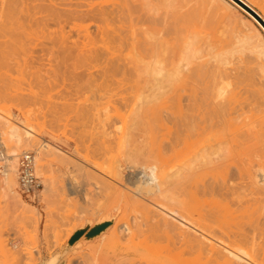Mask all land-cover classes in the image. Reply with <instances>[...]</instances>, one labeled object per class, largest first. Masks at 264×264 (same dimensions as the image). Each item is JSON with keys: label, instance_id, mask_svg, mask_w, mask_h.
<instances>
[{"label": "rangeland", "instance_id": "374dc122", "mask_svg": "<svg viewBox=\"0 0 264 264\" xmlns=\"http://www.w3.org/2000/svg\"><path fill=\"white\" fill-rule=\"evenodd\" d=\"M126 1H128L129 5L132 4L131 6L134 7V8L132 7L134 10L136 8L135 6H137L136 10H138V8H139V11H138L139 14H140V12H143V13H141V15L144 14V18H147L148 20H150L154 24V27H156V29L160 30V34L163 36V38L168 40V42H169L168 47L169 48H174L176 51L184 41L192 42L193 48L199 50L203 54H206L207 55L206 58L208 60H209V58H213L214 55H217V54H221L223 57L225 56V58L228 60L227 65H224V66L223 65L221 66L220 64L218 65V63H215V62L211 63V65H214V66L217 65V67L215 68L216 70H214L213 66L210 67V65H209V67H210L209 72L211 73V76L207 77L209 79V81L207 80V84L210 82L208 84L209 86L207 85L208 86V92L210 94H212L211 97L214 98V97H217L216 94H217V91L219 89L222 88V90H224V93L220 97H218V99L217 98L213 99V98L209 97L210 95L206 96L203 92L199 91L200 87L198 89V92L201 93V94L198 93L199 94L198 98H205L206 100L207 99L209 100V101L205 100V102H203L201 104L203 106L204 105L207 106L206 108L202 107L200 105V108L202 107L200 109V111H201L200 113L207 115L209 117L208 118L205 116V118H207V122L209 121L207 124L212 123V125L210 124L211 126H209V127H212L211 129H209V131L211 130V133L213 132L214 134L209 133V136L208 135L207 136L210 137L211 135H213V136L219 135L218 138L216 136H214V137L211 136L212 139L211 138H209V139H211L212 141L211 140L208 141L209 144H211V147L213 146L212 147L213 149L215 146H218V148L215 147V149H214V150L218 149V151L216 150L217 154L215 153L214 156L212 155V157L215 158V156H218V152L223 153V151H224L223 154L220 153L222 156L219 155L218 157H216L217 160L219 161V159L223 158V156H224L225 160L223 158V161L225 162L227 159L226 163H229L230 165H232V166H230V165L228 166V169L230 168V170H231V171L228 170L229 174H230V179H231V181L229 182L230 185L228 183L230 191L228 188H227L228 190L222 189V194H221V190H220L217 193L212 195L213 198H211L212 197L211 195L209 196L208 194H206V196H208V198H206V196H205V198H206L205 200L209 201V200L215 198L214 200L218 199L220 201V198H222L224 196V194H226V195L228 194L227 196L225 195V198H226V200L224 199L225 203L229 202L228 204H230V208H231V206L234 209L235 208L239 209L241 207V209H239L237 211L235 209V212H234L233 208L230 209V210H233L232 212H234L235 215H240V214L245 215V216L251 215V217L246 216L247 219L245 216H242V218L246 219V220L244 219L246 221V223L245 222L243 223V221H241V220H243V219H241V216L239 217V219H237L238 218V216H237L235 221L239 220L238 221V222H240L239 226L241 227V228L238 227L241 230L239 232H241L242 235L245 234L247 238L245 236L244 237L247 240L249 239L247 241L249 243L245 242L246 240L244 242H245V245L247 243V247L249 248V250L247 248L246 251L251 250L249 255H251L252 260L256 259L254 261V263L256 262L259 264H264V188L262 187V185L255 186L252 183L251 178L250 177H249V179L247 178V175L245 174V172L240 174L242 176L235 173V172H238L237 170H239V168L236 169V167H238V165L243 164V167L244 168L246 167V166H244L245 164L243 162H246L247 160H248V162L246 163V165L251 164L254 166L255 164L258 165V163H260V166L264 168V71H263V63H262V60L256 56V54L249 52L248 50H245L241 53H234L232 55L224 53L225 51L230 50L233 47L232 43H234V36L240 35V33H238V30L234 24L236 21L235 18H237V20H240L241 22L248 25L254 39L256 38L255 40H258V41H261L264 43V41H263L264 35H262V37L261 36L259 37L257 35V31L255 30V28L258 30L260 29L258 24H256L254 21H252V19L250 17H248L244 12H242L237 7H235V5L230 0H215L216 3H214V4H212L210 2V0H126ZM246 1L248 3H250L262 16H264V0H246ZM253 2H254V4H253ZM166 28H167V30H166ZM168 29H170V30H168ZM70 40L71 41L76 40V37L74 35H72ZM232 40H233V42H232ZM39 41L40 42L43 41L41 39V37H39L38 40L31 39L30 43L27 44V46L25 45V50H26L25 52H23L19 48H17V49L15 48L9 54L3 55L4 57L7 56V58L5 60L6 62H7V59H9L13 56V60H12L13 62H9L10 61V59H9V61H8L9 63H6V62H4V60L2 61L3 58L0 59L1 60L0 61V116L3 115L4 119L6 118V120H9L13 124L16 123L19 127L20 126L24 127V125L32 126L33 131H34L32 133L34 140H36V141L38 140L39 142L44 141V140L45 141L51 140L52 142H55L56 144L55 143L54 144L56 145V147L57 146L59 147V148L57 147V149H61L60 150L61 152L63 151V153H60V155L62 154V156H63V154H64V156H66V157H63V158L61 157V159L62 160L64 159V160L63 161L61 160V163H59V165H58L59 159H57V157H58L57 155H59V152L57 155L55 154L56 156L52 155L51 157H47V158H49L48 161H47V158L41 159V161L39 160L40 163L37 162V160H35V164H34L35 173H36V164L37 163L38 164L42 163V165H44L42 167V174L39 176H37V173L35 174L38 182L40 183V187H39L38 191L35 193L34 196H30L28 198L24 197V196H20L18 193L19 200H22V202H23L22 205L23 204L28 205L29 208L34 210V213L35 212L37 213V215L35 213V216H34L35 220L34 221H32V220L30 221L28 219L26 221L21 220L20 219L21 216H19V218L17 220V217L20 214L16 213V211H17L16 208H15L16 211H14V208L11 207V204L13 203L12 202L13 199L11 200V203H10V202H8V199L6 200L5 197H3L2 193H0V214L2 215V216H0V220H1L0 223H1V226L3 227L2 228L0 226V256L2 257V255H5L4 253H2V255H1V251L6 250V249H4V250L2 249L5 246V247H7V249L10 247L9 248L10 250L8 249V251L9 252L13 251L12 253H15V256L17 257V258H15L16 261H18L21 264H26V263L27 264L28 263L41 264L44 261L49 260L51 257H53L55 255H59V258H58L59 262L61 261V262H63L62 264H65L66 260L68 261L70 256L72 257L73 255H77V252H79V251H80V253H78V255L80 254V256H81L82 255L81 250H82V253L84 252L83 255L81 257H77L76 259L73 258L71 264H83V263L87 264L88 261H86V260L89 257L87 254H91L92 252L93 253L95 252L94 257L98 260V262L100 264H102L107 259V255H108L107 252L110 251V249L107 248L105 245L106 238H107L106 236L100 239V237H97L98 236V234H97L96 236H94L95 238H93V239L85 240L82 238L79 241H77L76 243H74V245L71 248L64 250V247L66 246L68 239L72 235L73 231L70 234V236H68V237H67L66 232H68L67 230L71 227V225L73 223L77 222L78 224H80V222H81V225L77 226L78 228L83 227L87 224L89 226H92L95 223H97L99 221V219L102 220V219L106 218L108 220V218H107L108 216L110 217L109 219L112 218L114 220V222L118 223V224L125 221V220L127 222L129 221L130 223H132L133 217H134V215L136 216L137 212L135 214V211H133L131 209H130L131 210L130 211L129 208L124 209L122 204L125 203L126 201L123 202L122 200H124L125 198H128L129 196H130V198H132L131 195L136 196L137 194H139V195L141 194L140 196L144 197L143 192L145 193V189H144V191L141 190L142 193H140V192L137 193V191H138L137 190L133 194V192H131V191L135 190V189L130 188L132 186V185H130V187H129L130 190L128 189L130 192L129 191L128 192L131 193V195L129 194V196L126 195V193L128 194L127 191H126V193H125V190L123 191L122 186L118 187L115 185L117 187V189H114V191H113L111 189L115 188V186H113V183H112V185L111 184L109 185L110 182L108 180H106L108 178L105 176V174L103 175V173L107 172V170L109 171V169H110V171L111 170L113 171V169H111V168H115V166L118 165L119 162L121 161L120 162L121 167L118 168L122 172L120 178H121V181H122V179H124L126 181V178L129 175L130 171L133 170V168H131V167H135V166L137 167L140 164L146 165L149 163L151 158L150 159L148 157L146 158V153H144L145 151H147V152L149 151L150 146L153 147L152 145L149 146V141H150L149 136L155 135L157 137L159 134H161V136H162V133H163L162 138L163 139L165 138V140H167L165 142L168 143V141H170L169 138L173 136L172 135L173 133H171V132L178 130V128L182 125V123H180L182 121H180V122L178 121L181 119L180 117L184 116V115H188L190 113V110L193 108V107H190V105L192 103H194L193 106L195 105V102L193 100L190 101L191 99L187 98V96H186L187 91L189 89V85H187V83H189L190 80L185 78V77L183 79L180 78V79L174 80L168 86L169 95L166 98L157 99L159 102L156 99L155 100L152 99L153 104H152L151 99H150L151 104L148 103V105H147V103H144V101H142L140 98V100L138 99L140 102L137 100L139 102V105L137 106L138 102H136L137 104L135 103L137 106V110L135 109L136 112H127V111H130L132 106L134 107V105L130 106L133 102L132 103L130 102V104L128 103L130 101V97H132L131 95H133L137 92V95H140V93H141L140 97H144V96L150 95L149 92L151 93V90H149V89H151V87H150L151 83L148 82V84H147V82H144V80L142 81L143 76H141V79H139V77H137V76L135 78H133L132 77L133 74L136 75V73L135 72L133 73L131 71L128 74L118 73L119 75L117 74L118 77L116 79L119 80V77L122 76L123 78H125L124 79L125 81H124L123 78L121 77L122 81H124L125 84H127V83L129 84V85L128 84L125 85L124 83L122 84V85H125L124 88L127 89L126 91H123L122 92L123 95H121L122 97H125V99H121L122 97L120 96L121 101L120 100L118 101L119 95H117V97L112 96L111 97L112 99L108 100L109 102L111 100V103H109L107 101V99L105 100L103 98L101 101L100 100L101 98H99L100 95H98L100 90L97 93V90L101 89V87H100L101 86L100 85L101 79H99L100 82H97L98 79H96V81H94V82L90 81V82H92L90 87H87V86H89L88 83H90V82H88V81L83 82L82 80L86 81V80H95V78H101V77H99V76H101L100 73L98 75H97V73L100 72L99 70L104 69V65H102L103 67L100 66L101 67L100 68L99 66H95L94 65L95 63L94 64L83 63V62H79V60L74 59V58H66V59L64 58L63 59L61 54L59 55L58 53H56V50H54L55 52L53 51L54 53H52V55L45 54V53L40 51V49H41L40 45H35V44H38ZM34 46H36V47H34ZM197 53H198V51H197ZM13 54H15V56ZM0 55L2 57V54H0ZM31 55H32V57H31ZM8 56H9V58H8ZM27 58H31V59H27ZM15 59L17 61H15ZM234 60H236V61H234ZM68 61H70V62H68ZM240 61H242V62H240ZM96 64L99 65L100 62H98V63L96 62ZM230 64H231V66H230ZM92 66H94V68ZM90 67H91V69H90ZM102 72L103 71H101V73ZM89 75H91V77H89ZM79 76H80V78L84 77L86 80L84 78L80 79ZM134 79H138L141 82L137 83ZM95 82H97V84L100 83L99 85H97L98 87L96 86V89H95V85H96ZM132 82H133V85L134 84L139 85V83H140V86L136 85V87L134 88L135 85L134 86L131 85ZM214 82L216 83V85ZM84 83H86L87 85H85ZM224 83L225 84L227 83V84L225 85ZM220 84H221V86H220ZM92 85H94V86H92ZM223 85H225V86H223ZM143 86H144V88H143ZM176 86L178 88H181L184 86V90L179 91V93L181 94V98L179 99V101H177V99H175V97H173L174 91H176V88H175ZM217 86L221 87V88H219L217 90ZM145 87H147V88L145 89ZM230 87L232 89H230ZM136 88L138 91L136 90ZM201 88H203V86ZM128 90H129V92H128ZM130 90H131V93H130ZM147 90H148V92H147ZM233 92L236 93L234 98L230 97L231 95H234ZM142 93H143V95H142ZM229 93H230V96H228V99H229L228 100L227 95H229ZM238 95H239V97H238ZM101 96L103 97V95H101ZM219 98H220V100H219ZM211 99H213V100H211ZM215 99H216V101H215ZM233 99H235L236 101L233 102L234 101ZM104 101L107 104L103 103V105L104 106L107 105L106 107L108 108V110L111 109L110 111H108V113H107V109H105L106 110V114H105L106 119L104 118L105 117L104 116V113H105L104 108L105 107L100 106L101 105L100 103H102ZM220 101H222V102H220ZM177 102H179V105L177 104ZM207 103H208V105H207ZM97 104L99 106H97ZM142 104H144V105H142ZM70 105L72 107L71 110L74 109L73 111H71L70 109L68 110V108H71ZM74 105H76V106L78 105V106L76 107ZM91 105H94V106H91ZM151 105H153V106H151ZM177 105L180 106L179 107L180 108V117L178 116L179 113H177L179 110L177 108ZM210 105H213V106H210ZM95 106L97 107L96 108L97 111L102 109L101 112L103 113L102 114L103 117H102L100 111H98L99 113L94 112ZM141 106L145 107V108L142 107L143 111L140 110ZM147 106H149V109L151 106V108L153 110H155L157 113L153 112L151 115L150 114L151 112L148 111L149 109L146 108ZM231 106H232V108H231ZM52 107L55 108L54 109L55 111L57 108H59V109L63 108V107L64 108L68 107V108H66L67 111L63 110L65 113L59 111V114H57V113L53 114V110H50V108L52 109ZM92 107H94L93 108L94 110L92 109L93 112L91 110V112H89V114H87V115L85 114V116H84V112L87 110L90 111V109ZM99 107L100 108L104 107V108L99 109ZM138 107H140V108L138 109ZM228 107L230 108V110H228L229 109ZM84 108L87 110H85V111L82 110V111H84L83 113L81 112L82 116H81L80 111L77 114L75 113L77 109L81 110ZM113 108H114L115 112L112 111ZM115 108H117L118 110H116ZM1 110H2V112H1ZM117 111H118V113H116ZM202 111H204V113ZM248 111H249V114H248ZM231 112H232V114H231ZM252 112L255 115H253ZM22 113H24V114H22ZM86 113H88V111ZM130 113H133V114L130 115ZM125 114H127V115H125ZM202 114H200V115H201V117L203 116V120H205L204 115H202ZM246 114H247V116H246ZM233 115H235V116H233ZM240 115H242V116H240ZM124 116L127 118V120L130 119L128 121L126 120V124H122L123 122L121 121V119H123L121 117H124ZM227 116L229 118L231 117L233 122L236 120L237 117H238V120L242 117L241 118L242 121L245 120L246 122H248L252 118H254L251 120V122L253 124H251L249 122L247 123L249 125H245L246 123L244 125L241 123H239V124L238 123L237 124L232 123L236 126L239 125V128H240V124H241L242 128L244 126V129L241 128L243 131H245L244 134L246 135V130H248L249 132L248 131L247 132L249 133V136L251 134V137L253 138L254 141H252L251 137H248L249 141L251 143H249V141L247 140L246 141L247 145H246V144H244L245 141L242 142L241 140H239L238 142H240L242 145L239 143L237 146L238 148H237L234 145V144H236V142L233 140L235 138L233 135L235 134L236 137H241V139H243V138L247 139V136L245 137L243 135V138H242V136H238V134H237V132H239V131L234 133L237 130V128L235 131H233L234 134L232 136H231V134H230V136H228V133L232 132V130L230 131V130L225 129L227 126L226 124L229 123V122L226 123L229 120V118L227 119V121H225ZM255 117L258 119L256 120ZM104 119H105V121H104ZM158 119H160L161 121ZM210 119L212 120V122ZM231 119L229 121H231ZM253 120H256V121H253ZM100 121H102L103 123L102 122L100 123ZM159 121H160V123H159ZM124 122H125V120H124ZM127 122H128V124H127ZM243 123H244V121H243ZM255 123H256V125H254ZM20 124H22V125H20ZM178 124H180V125L177 128ZM122 125L125 126V127H123V130L126 129L124 131V133L126 132L124 134V138H126V140H127L126 141L123 138L124 141L122 142L123 143L122 147L124 149L120 146V144L119 145L117 144L118 143L117 139H115L118 137L116 134V132L118 133V131L116 129H118L119 127L122 128ZM222 125L223 126L225 125L224 129L227 131V133L225 132V130H223ZM230 126L232 127L231 123L229 126H227V129ZM246 126H248L247 129H245ZM218 127L220 128V130ZM102 128L107 130V131L105 132V130H103ZM114 128H115V130H114ZM128 128H129V130H127ZM254 128H255V130H254ZM182 129H183V127H182ZM233 129H235V128H233ZM179 130H180V128H179ZM102 131H103V133L104 132L109 133L108 136L109 135L110 136L109 137L106 136L105 134L102 133ZM108 131H110L112 134ZM228 131H230V132H228ZM253 131H255V132H253ZM242 133H243L242 131H241V133L239 132V135L240 134L242 135ZM248 133H247V135H248ZM115 134H116V136H115ZM195 135L187 136L186 137L187 138V144L182 143L183 145H181V143H180L179 147L177 145V150H176V147L173 149L176 151L175 153L172 151H169V150H168V152H165L164 160H162L160 162V164L167 167V168L165 167L166 171L167 170H168V172L173 171L174 168H177L179 165H182L183 162L184 163H185V161L187 162L186 159H189L192 157V156L191 157H189V156L193 155L195 150L198 149L197 148L198 147V137L197 136L195 137ZM255 135H256V137L257 136H259V137L255 138ZM155 136H154V139L156 138ZM223 136H224V138H223ZM188 137H189V139H188ZM215 137H216V140H215ZM219 137H221V138H219ZM229 137H231V139L234 137L232 139V142L230 143V147H232L233 150H231V148L226 150L228 148L227 147L228 142H226V141L229 139ZM225 138H226V140H224ZM157 139L158 138H156L154 140V142H155L154 144L158 143L159 141H162L164 143V140L158 139V142H157ZM217 139H219V140H217ZM235 139H237V138H235ZM246 139H244V140H246ZM0 142L1 143L3 142L4 143L3 146L4 147L6 146V148H8V149L5 148L6 150H9V148L11 147L10 143L8 144V142H5V140L3 141V138ZM141 142H143L144 144H142ZM233 142H235V143H233ZM163 143H161V145H163ZM216 143H217V145H216ZM223 143H224V145H223ZM132 144H134V145H132ZM7 145H8V147H7ZM165 145H163V146H165ZM228 145H229V143H228ZM245 145L246 146L250 145V146H248V148H246ZM255 145H257L258 147H256ZM133 146H134V148H133ZM138 146H140L141 148ZM221 146H222V148H220ZM136 147H137V151H136ZM225 147H226V149H225ZM241 147H242V149H243V147H245L243 149L245 151H243L241 149ZM28 148H30V150L28 152H32L31 149H33V148L31 146ZM138 148L140 150H138ZM234 149L236 151H234ZM229 150L234 152V153L233 154L230 153ZM238 150H239V152H237ZM128 151L133 152L135 154L136 153H140V154H136L135 157L137 159L135 160V159H133L135 157L132 158V156H130V152H128ZM254 151H257V153ZM4 153H5V150H4ZM141 153H143V155ZM227 153H228V155H227ZM237 153L240 155L237 156L238 155ZM243 153H244V155H243ZM230 154H231V157H230ZM67 155H68V157H67ZM131 155H133V154L131 153ZM137 155H141V156L139 157ZM226 155L229 157H226ZM247 155H249V156L246 157ZM33 156H34V153H33ZM19 157H20V154H19L18 158ZM233 157H234V160H230ZM58 158H60V156ZM66 158H69L68 160L71 159L72 162L68 161V160L65 161ZM244 158H246L245 159L246 161L241 160ZM250 158L253 160H251ZM56 159H57V162H55ZM114 159H115V161H114ZM127 159H129L130 162H129V160L127 161ZM239 159L242 161L241 163H240ZM49 160H51V162L48 164L49 165L48 166L47 163L49 162ZM52 160H54V161H52ZM236 160H237V162H236ZM131 161H134V163L133 162L131 163ZM220 161L222 162V159ZM256 161H258V162H256ZM117 162H118V164H117ZM221 162H219V163H221ZM110 163H111V166H110ZM114 163H116V164L114 165ZM60 164H61V167H60ZM108 164H109L110 168H108ZM0 165H1V163H0ZM74 165H76L75 168H74ZM77 165H78V168L80 167L79 169L77 168ZM95 165H97V166H95ZM132 165H134V166H132ZM70 166H71V168H70ZM100 166L102 167V169H104L106 167L107 170H106V168L104 170H101V168H99ZM255 166H254V168H255ZM240 167L242 168L241 165H240ZM248 168H250V167L248 166ZM86 170H89V171L84 172ZM241 170L242 169H240L239 173H241ZM242 171H244V170H242ZM74 172H76V173H74ZM88 172H90L92 176ZM71 173H73V174H71ZM60 174L61 175L65 174V175L64 176L62 175L63 177H61ZM0 175H1V173H0ZM97 176L98 177L100 176L101 178L99 179ZM92 177H95L96 179L92 178ZM79 178H80V180H78ZM90 178H91V180H90ZM104 178L106 181L104 180ZM235 178L237 180L239 179L238 181L240 184H238V181ZM15 179L17 181V176L15 177ZM43 179H44V182L46 179H47L46 181H48V184L46 183L48 185V188H47L48 190L45 189V191H44V184L42 182ZM62 179H63V181H62ZM75 179H76L75 182L79 183V184H77V183L76 184L78 185V187L80 189H78L77 185H74ZM180 179H181L180 181H179V178H178V180L177 179L172 180L171 185H172V183H173V185L169 186L171 191L169 189L168 195H167V197L168 196H170V197H168V200H165V202L167 204H169L170 207H175V209H177V207L180 208L179 206L184 207V208H182L183 210H181V209H179V210H181L182 213L185 211L183 214H185L188 217H191V219H193L194 221L199 220L198 223H200L202 220L201 219L202 217L200 216V214H203L204 212L201 213L199 209L201 207H203L204 205L202 206V204H203L202 203L200 205L201 206L200 208L198 207L199 206L198 204H196V206H194L195 205L194 201H192L190 199L192 197L191 191H194V190H191V188H189V187H191L192 182L190 183L189 180L182 179V178H180ZM241 179H243V180H241ZM232 180H234V181H232ZM94 181H96V182H94ZM176 181H177V183H176ZM208 181L209 180L206 181V184L210 183V181L209 182ZM58 182H60V185ZM62 182H63V184H61ZM69 182H70V185H69ZM71 182L74 184H72ZM101 182L102 183L105 182L106 184L108 183L107 184L108 189L102 188V187H107V185L105 183H103V185L105 184L103 186ZM234 182H235V184H234ZM243 182H245V183H243ZM88 183H89V185H88ZM180 183L183 185V187H180V186H182V185H180ZM232 183L234 185H232ZM127 184H128V181L126 182V185ZM244 184H245V186H244ZM71 185H73V187L76 189V191H74L73 187L71 189H69L71 187ZM178 185H180V186H178ZM241 185L244 187V188H242V190H241ZM90 186H92V187H90ZM192 186H193V184H192ZM231 186H232V188H230ZM251 186H253V187H251ZM83 187H85L84 188L85 190L82 189ZM110 187H112V188L109 189ZM125 187L126 186H124L123 188L125 189ZM86 188L90 191H88ZM119 188H120V190L122 189L121 192L125 193V196H122L124 194L120 193ZM238 189H239L240 194H238V192H237ZM71 190H72V192H71ZM106 190H107V192H106ZM115 190H117V192ZM126 190H127V188H126ZM108 191H110V192L108 193ZM111 191L114 192L115 195H113ZM70 192L75 194V195H72ZM223 192H224V194H223ZM231 192H233V194ZM241 192H243L242 194H246V195H242ZM103 193H105V195ZM135 193H137V194H135ZM70 194L72 195V197ZM91 194H92V196H91ZM95 194H96V196H95ZM119 194H121V195L119 196ZM175 194L176 195L178 194V195L176 196ZM237 194H238L239 198L236 197ZM106 195H107V197H106ZM216 195L218 197H216ZM221 195H222V197H221ZM58 196L59 197L61 196V198H59ZM84 196H85V198H84ZM121 196H122V198L123 197H125V198L122 199ZM243 196H244V198H243ZM92 197H93V199H92ZM97 197L98 198L100 197L99 200H100L101 204H99V200ZM101 197H103V198H101ZM108 197H110V199H108ZM194 197L196 200L198 199L197 198L198 196H194ZM65 198H66V200H65ZM68 198H69V200H68ZM72 198H75V201L74 200L72 201ZM87 198H88V200H87ZM120 198H121V200H120ZM169 198L171 201H169ZM236 198H238V199H236ZM101 199H103V200H101ZM148 199H150V197ZM255 199L257 200V202ZM70 200L72 202H70ZM76 200H77V202H76ZM135 200H139V198L135 199ZM222 200H223V198H222ZM119 201H121V202H119ZM190 201H192L193 204L190 203ZM236 201L238 202L239 207H238V205H236L237 204ZM7 202H8V204H7ZM104 202L106 203V205H104L105 204ZM211 202H212V200L208 204H210ZM253 202H254V205H253ZM9 203H10V205H9ZM71 203H72V205H71ZM81 203H82V206H81ZM120 203H122V204H120ZM197 203H198V201H197ZM242 203H243V205H242ZM251 203H252V206H251ZM255 203H258V204L256 205ZM13 204H12V206H13ZM62 204H64L65 207ZM73 204H75L76 207H74ZM108 204L109 205L111 204V205L109 206ZM176 204H177V206H175ZM248 204H250V205H248ZM191 205H193V207ZM240 205H242V206H240ZM245 205H247V207H249V208L251 206L254 209H251V208L247 209ZM260 205H261V207H259V209H257L258 206H260ZM14 206H16V205H14ZM79 206L83 207V209H81V207L79 209H77V207H79ZM205 206H206V208H207V206L209 207L208 210L211 208L210 205H205ZM235 206H237V207H235ZM254 206H256L257 208ZM24 207L27 208V206H25V205H24ZM100 207H101V209H100ZM102 207L103 208L106 207V208L102 209ZM17 208H19V207H17ZM58 208H61V209H58ZM70 208H72V209H70ZM75 208L77 209L78 212H76ZM89 208L93 209V210H90ZM206 208H204V209L206 210ZM255 208L257 210H255ZM2 209L3 210L5 209L4 212ZM31 209H30V211H32ZM66 209H67V212H65ZM85 209H86V211H85ZM98 209L100 210L99 212H98ZM242 209L245 210L244 213L246 212V214L243 213ZM247 210L250 212L247 213L248 212ZM1 211L3 214L1 213ZM10 211H12V213H13L12 215H11ZM61 211L62 212L64 211L65 216L63 213H61ZM73 211H75V213ZM196 211H198V212H196ZM201 211H202V208H201ZM232 212H231V214H233ZM236 212H240V213L237 214ZM251 212H252V214H251ZM9 213L12 217L9 215ZM14 213L17 214V217H16V214L14 215ZM110 213H111V215H110ZM205 213H208V212H205ZM198 215L201 218L198 217ZM207 215H203V217L207 216ZM96 216H97V218H96ZM137 216H138V214H137ZM8 217L10 218L11 221L8 219ZM61 217L63 220L61 219ZM76 217H79V218H76ZM233 217L235 218V216H233ZM5 218H6V221H8V224H7V222L4 223ZM13 218L16 220L14 221ZM209 218L210 217L207 218L208 220L206 219V217L203 219V221L207 224V225L203 224V227L209 226L207 223L210 221ZM248 218H249L250 223H247ZM250 218H251V220H250ZM71 219H72V221H71ZM90 219L91 220L93 219V220L91 221ZM96 219H97V221H96ZM2 220H4V221H2ZM88 220H90V221H88ZM12 221H14V222H12ZM203 221L201 223H204ZM10 222L12 223V225ZM211 222L214 225V222L212 220H211ZM237 223H236V225H237ZM60 224H62V225H60ZM7 225H8V227H7ZM246 225L247 226L249 225V226L247 227ZM215 226H216V223H215ZM234 226L235 225H233L231 227H234ZM77 227L75 229H77ZM218 227H219V224H218ZM252 227H255V228L252 229ZM55 228H57V229H55ZM215 228L216 227L212 226V231L214 230V232H215L217 230V228H216V230H215ZM231 229H235V228H230V230ZM249 230H250V233H249ZM216 232H218V234L220 233L218 230ZM235 232H233V233L235 234ZM233 233L231 232L232 236L234 235ZM237 235H239L241 237V235L239 233ZM237 235H236V237H233L236 240L239 237ZM240 237H239V241L238 240L237 241L239 243L243 244L244 237L242 236V239H240ZM251 237H253V238H251ZM241 240H242V242H240ZM251 242L253 243V245ZM245 245H244V248H246ZM11 247L13 248L12 250H11ZM61 249H63L64 251ZM66 251H67V253H66ZM73 253H75V254H73ZM85 253H87V254L84 255ZM6 254H8V253H6ZM29 254L33 255L31 257H33L34 259L31 258V260H27L26 258L29 259V257H30ZM8 256L11 257L9 254H8ZM8 256L5 257V259L2 257V259L7 260L6 262L8 264H11V263L13 264V262L10 261L12 259L9 258ZM1 257H0V259H1ZM254 257H256V258H254ZM85 258H86V260H84ZM24 259H26V261H30V262H26V261L23 262L22 260H24ZM3 262H5V261H2V263ZM9 262H11V263H9ZM18 262H17V264H19ZM2 263L0 261V264H2Z\"/></svg>", "mask_w": 264, "mask_h": 264}, {"label": "bare ground", "instance_id": "6f19581e", "mask_svg": "<svg viewBox=\"0 0 264 264\" xmlns=\"http://www.w3.org/2000/svg\"><path fill=\"white\" fill-rule=\"evenodd\" d=\"M230 1L235 5V7H237L239 10L244 12L248 17H250L252 19V21H254L256 24H258L260 29L258 30V29L255 28V30L257 31V35L259 37L260 36L262 37V35H264V29L259 25V23L246 10H244L241 6H239L237 3H235L232 0H230ZM241 1L244 2L246 5H248L252 10H254L260 16V18L264 21V16H262L250 3H248L246 0H241ZM210 2L212 4L216 3L215 0H210ZM253 4H254V2H253ZM131 5H129L128 1H126V0H0V54H2V57L0 55V59L3 58L2 61L4 60V62H6L5 60H6L7 56L4 57L3 55L9 54L15 48L16 49L19 48L23 52H25L26 51L25 50V45L27 46V44L30 43L31 39L38 40V38L41 37V39L43 41H41V42L39 41V43L35 44V45H40V48H41L40 51L45 53V54L52 55V53L55 52L54 50H56V53H58L59 55L61 54L63 59L64 58L65 59L66 58H74V59L79 60V62H83V63H90V64L91 63L92 64L95 63L94 65L95 66H99V67L100 66L103 67L102 65H104V69L103 70L102 69L99 70L100 72L97 73V75L100 73L101 76H99V77H101V78H95V80H86L83 77L86 81L82 80L83 82H87V81L88 82H90V81L94 82V81H96V79H98L97 82L101 81V84L100 83L97 84V82H95L96 85L94 84L95 85V89H96L97 85H99V84L101 85L100 86L101 89L97 90V93L100 90L98 95H100L99 98H101L100 99L101 101H102V98L105 99V100L107 99V101H108L109 99H112L111 98L112 96L113 97L114 96L117 97V95H119L118 96L119 97L118 101H119L120 98L122 97L121 95H123L122 92L127 90L124 87L128 83L127 84L124 83V81H125L124 79L125 78H123L122 76L121 77L123 78L124 81H122L121 77H119L120 81L118 79H116L118 77V75H119L118 73H120V74L121 73L122 74H128L130 71L133 72V73L135 72L136 75L133 74V76H132L133 78H135L137 76V77H139V79H141V76H143L142 77V81L144 80V82H147V84H148V82L151 83V86H150L151 89H149V90H151V93L149 92L150 95H147V96H144V97H140L141 93H140V95H137V92L135 94L131 95L132 97H130V101L129 102L127 101V102L129 104H130V102L131 103L133 102L130 106L134 105V107L132 106L130 111H127V112H136L137 106L139 105V102H140L139 101L140 98H141L142 101H144V103H147V105H148V103H150V99H151V102H152V99H154V100L156 99L157 100V99H161V98H166L169 95L168 86L174 80H177V79H180V78L183 79L184 77L189 79L190 82L187 83V85H189V89L187 91V95L186 96H187V98L191 99L190 101L193 100L195 102V105L193 106L194 103H192L190 105V107H193V108L192 109L190 108L191 109L190 113L188 115H184V116L180 117V108H179L180 106H178L179 102H177V104H178L177 108L179 109V110L177 109L178 110L177 113H179L178 116L181 118V119L179 118L180 120H178V121L179 122L182 121L180 123H182L181 126L183 127V129H182L181 126L179 127L180 124H178L177 128L179 127L180 130L178 128V130H175V131L171 132V133H173L172 134L173 136L169 138L170 141H168V143L165 142V141H167V140H165V138L164 139L162 138L163 137V133H162V136H161V134H159L157 137L155 135L149 136L150 137L149 146L152 145L153 147L150 146L149 151L148 152L147 151L144 152V153H146V158L147 157L149 159L151 158L149 163L146 164V165L140 164L137 167L136 166L135 167H131V168H133V170L130 171L129 175L126 178V181L124 179H122V181H123L122 182L121 178H120L122 172L118 168L121 167V163H120L121 161L119 162V164L117 162L118 165H116L115 168H111V169H113V171L112 170L110 171V169L108 171L107 168L105 167L107 172H104L103 175L105 174V176L108 178L106 180H108L110 182L109 185L110 184L112 185V183H113V186H115V185L118 186V187L122 186V189H123V191L125 190V193H126V191L128 192L130 190V188L135 189V190L131 189L132 190L131 192H133V194L137 190H138L137 193H139V192L142 193L141 190L144 191V189H145V193L143 192L144 197L143 196L141 197L140 196L141 194L139 195V194L135 193V194H137L139 196L138 197L136 195L137 196L136 197L135 195L132 196L131 193H129L130 192L129 191L128 194L126 193V195L129 196V194H130L132 198H130V196L128 198L123 197L125 199L122 200V201L123 202L126 201V202L123 203L124 205L122 203H120V204H122L124 209L125 208H129V210L131 209V210L135 211V214L137 212L138 216H137V214H136V216L134 215L132 223H130L129 221L127 222L125 220V221H123V222L118 224V223H115L114 220H113L112 224L110 226H108L107 229H104L103 231L98 233L97 237H100V239L105 237V236L107 237L105 245H106L107 248L110 249V251L107 252L108 255H107L106 261L103 262L102 264H259V263H256V262L254 263V261L256 259L252 260L251 255H249L251 250L250 251H246V249L248 248L247 247V243H249L247 241L249 239L247 240L246 239L247 238L246 235L245 234L242 235L241 232H239V231H241L240 230L241 227L239 226L240 222H238L239 220L235 221L237 216H238L237 219H239V217L241 216V219H243L241 221H243V223L244 222L246 223L245 220L247 219V217H251V215L250 216L246 215L247 217L245 215H242V214L235 215L234 212H235L236 208L234 209L231 206V208H233L234 212H232L233 210H230L231 208H230V204H228L229 202L225 203V200H226L225 195L226 194H224V192H223L224 196L222 197V195H221L223 200H222V198H220V201L218 199L214 200L215 199L214 198V199H211L212 202L210 204H208L211 201V200H209L210 198L208 199L209 201L205 200L206 198H208V196H206V194H208L209 196L210 195L212 196L213 194L217 193L220 190H221V194H222V189H226V190L229 189V185H230L229 182L231 181L229 171H231V170H230V168L228 169V166L230 164L226 163L227 159H226L225 162L223 161L224 156H223V158H221L222 162L220 161L221 159H219V161H218L217 158H216L219 155L223 154L224 151H223V153L220 152L221 154L218 152V156H215V158L212 157V155L214 156V154L216 153V150L218 151V149L214 150L215 147L218 148V146H215L214 149H213L212 148L213 146L211 147V144H209L208 141H210L212 139L211 136L212 137L216 136L218 138L219 135L218 136L217 135H214V136L211 135L210 137H208L209 133L210 134L213 133V132L211 133V130L209 131V129L212 128V127H209V126L212 125V123L207 124L209 121L207 122V118H205V116L206 117H208V116L200 113L201 112L200 109L202 107L206 108L207 106L201 105L203 102H205L206 99L205 98H198V95L201 94V93L198 92V89L200 87L199 91L203 92L206 96L210 95L209 97H211L212 94H210L208 92V86H209L208 84L210 82L207 84V80L209 81V79L207 77L211 76V73L209 72V68L211 66H213L214 70H216L215 68L217 67V65L214 66V65H211V63L215 62V63H218V65L220 64L221 66L222 65L224 66V65H227L228 60L225 58V56L223 57L221 54L214 55L213 58H209V60H208L206 58L207 57L206 54H203L199 50L193 48V43L192 42L184 41L181 44V46H179V48L176 51H175L174 48H169L168 47V45H169L168 43L169 42H168V40L163 38V36L160 34V30L156 29V27H154V24L150 20H148L147 18H144V14L141 15V13H143V12H140V14H139V12H138L139 8H138V10H136L137 6L134 5L136 7L135 10H134L133 9L134 7L131 6ZM235 19H236V21H235L234 24H235V26H236V28L238 30V33H240V35L234 36V43H232L233 47L230 50L225 51L224 53L232 55L234 53H241V52H243L245 50H248L249 52H252V53L256 54V56L262 60L263 71H264V43L261 42V41L255 40L256 38L254 39V37L251 34V30L248 27V25H246L245 23L241 22L240 20H237V18H235ZM166 30H167V28H166ZM168 30H170V29H168ZM72 35H74L76 37V40H73V41L70 40ZM232 42H233V40H232ZM34 47H36V46H34ZM197 51H198V53H197ZM13 55L15 56V54H13ZM31 57H32V55H31ZM8 58H9V56H8ZM9 59H10V61H9ZM9 59H7L6 63L13 62L12 61L13 60V56L11 58H9ZM27 59H31V58H27ZM15 61H17V60L15 59ZM234 61H236V60H234ZM68 62H70V61H68ZM96 62L97 63L100 62L101 65L100 64L97 65ZM240 62H242V61H240ZM209 65H210V67H209ZM230 66H231V64H230ZM92 67L94 68V66H92ZM90 69H91V67H90ZM101 71H103V72L101 73ZM91 75H89V77H91ZM79 78H80V76H79ZM83 78H80V79H83ZM99 79H101V80L99 81ZM134 80L137 83L141 82L138 79H134ZM91 83L92 82L88 83L89 86H87V87H90ZM123 83L125 85H122ZM84 84L87 85L86 83H84ZM94 85H92V86H94ZM131 85H133V82H132ZM134 85L133 86L135 88L137 84H134ZM215 85H216V83H215ZM225 85H223V86H225ZM137 86H140V83ZM202 86H203V88H201ZM220 86H221V84H220ZM143 88H144V86H143ZM146 88L147 87H145V89ZM175 88H176V91H174L173 97H175V99H177V101H179V99L181 98V94L179 93V91L184 90V86L181 87V88H178L176 86ZM219 88H221V87L217 86V90ZM230 89H232V88L230 87ZM131 90H130V93H131ZM136 90H137V88H136ZM128 92H129V90H128ZM147 92H148V90H147ZM223 93H224V90H222V88L219 89L217 91V94H216L217 97H214V98L218 99V97H220ZM230 93H229V95H227V99H228V96H230ZM233 94L234 95H231L230 97L234 98L236 93L233 92ZM101 95H103V97ZM142 95H143V93H142ZM238 97H239V95H238ZM211 98H213V97H211ZM121 99H125V97H122ZM213 99H211V100H213ZM219 100H220V98H219ZM233 100H234L233 102L236 101L235 99H233ZM206 101H209V100L207 99ZM215 101H216V99H215ZM136 102H138V104ZM220 102H222V101H220ZM103 103L107 104L104 101V102L100 103L101 104L100 106H104ZM109 103H111V100H110ZM135 103L137 104V106H136ZM208 103H207V105H208ZM152 104H153V102H152ZM94 105H91V106H94ZM142 105H144V104H142ZM200 105L202 106L201 108H200ZM74 106H76V105H74ZM97 106H99V105L97 104ZM106 106H104L105 108L101 107V108H104V112H105L104 113V116H105L104 118L105 119H106V115H105L106 114V110L105 109H107V113H108V111L111 110V109L108 110V108ZM151 106H153V105H151ZM151 106H150V109H149V106H147L146 108L149 109L148 111H150L151 113L150 112L149 113L152 115V113L156 112V111L153 110L151 108ZM210 106H213V105H210ZM53 107H52V109L50 108V110H53V114H55V113L59 114V111L60 112H64L63 110L67 111L66 108H68L69 106L65 107V108L63 107L64 109L63 108H60V109L57 108L56 109L57 112L54 110L55 108H53ZM70 107H71V105H70ZM142 107H144V106H141V109H140L141 111H143ZM93 108L94 107H92L90 109V111L85 109V108L79 110L80 109L79 108V109L76 110L75 113L77 114V113H79V111H80V113L81 112L83 113L85 110H87L88 113H86L87 111L84 112V116H85V114L86 115L89 114V112H91V110ZM96 108L97 107L95 106V111L94 112L100 111V113L102 115L103 114L101 112L102 109L99 107V109H101V110L97 111ZM139 108L140 107H138V109ZM231 108H232V106H231ZM69 109L71 110L72 107L68 108V110ZM115 109L118 110L117 108H115ZM73 110H71V111H73ZM82 110H84V111H82ZM93 110H92V112H93ZM228 110H230V108ZM112 111H114V108H113ZM1 112H2V110H1ZM202 112L204 113V111H202ZM82 113H81V116H82ZM116 113H118V111ZM22 114H24V113H22ZM132 114L133 113H130V115H132ZM200 114L204 115V119L205 120H203V116L201 117ZM231 114H232V112H231ZM248 114H249V111H248ZM125 115H127V114H125ZM253 115H255V114L253 113ZM228 116H227L225 121H227V119L229 118ZM233 116H235V115H233ZM240 116H242V115H240ZM246 116H247V114H246ZM102 117H103V115H102ZM121 118H123L125 120V122H124V120L121 119V121L123 122L122 124H126L127 118L125 116L121 117ZM105 119H104V121H105ZM230 119H231V117L229 118V120ZM240 119L238 120V117H237L236 120H235L236 122L235 121L233 122L232 119H231V121L228 120L226 123L229 122L228 123L229 125L231 123L232 127L230 126L231 128L228 127V129H227V126H229V125L226 124L227 126L225 128L226 130H230V131L232 130V132L228 131V132H230V133H228V136H230V134L232 136L237 131H239L240 133H241V131L243 132L242 135L241 134L239 135V132H237L238 136H242V138H243V135L245 137L247 136V139L246 138L241 139V137H236V135L234 134L233 136L235 138H237V139H235L234 137H233L234 139L233 138L232 139L236 142V144H234L236 147L240 143V142H238L239 140H241L242 142L245 141L244 144H246L247 140L249 141L248 137H251V134L249 136V133H248L249 131L246 130V135H245L244 134L245 131L242 130V129H244V126L242 128L241 124L244 125L246 123L245 125H249V124H247L248 122L253 124L251 122V120L254 119V118H252L248 122L243 120L244 123H243L242 119L241 120ZM257 119L258 118H256V120ZM128 120H130V119H128ZM158 120H160V119H158ZM256 120H253V121H256ZM102 121H100V123ZM160 121H159V123H160ZM211 122H212V120H211ZM232 123H234V124L241 123L240 124V128H239V125H237L238 126L237 127L236 125H234ZM127 124H128V122H127ZM20 125H22V124H20ZM254 125H256V123ZM224 126L222 125L223 130H225ZM123 127H125V126L122 125V128L119 127L118 129H116L118 131V133L116 132L118 137L115 138V139H117V142H118L117 144L118 145L120 144L121 147H122V144H123L122 142L124 141L123 140L124 134L126 133V132L124 133V131L126 129L123 130ZM247 127L248 126H246L245 129H247ZM233 128H235V129H233ZM236 128H237V130H236ZM103 130H105V129H103ZM114 130H115V128H114ZM127 130H129V128ZM219 130H220V128H219ZM226 130H225V132L227 133ZM254 130H255V128H254ZM106 131L107 130H105V132ZM233 131H235V132L233 133ZM33 132H34L33 128L30 125H24V127H21V126L19 127L16 123L13 124L9 120H6V118L4 119L3 115L0 116V137H1L0 139L2 140V138H3V141L5 140V142H8V144L9 143L11 144V147L9 148V150H6V149H8V148H6V146L2 147V150H3V152L5 150V153H4V156H3V165L4 166H3V170L1 171V175H0V193H2L3 197H5L6 200L8 199V202H10V203H11V200L13 199L12 202L14 204L12 203L13 206L11 204V207L14 208V211H16V209H17L16 213L20 214L17 217V214L14 213V215L16 214L17 220H18L19 216H21L20 217L21 220H25L26 221L28 219L30 221L31 220L34 221L35 220L34 216H35V213H36V212L34 213V210L29 208L28 205H26V204L22 205L23 202H22V200H19V197H18L19 195H18V192H17V181H16L15 177L17 176V167H18V156H19V154L21 155L22 153L28 152L30 150V148H28V147L31 146L33 148L31 150L34 153V156H33L34 164H35V160H37V162H39V160L41 161V159H46L47 157H51L52 155L56 156L58 154V152H59V155H57V156L58 157L60 156V158L57 157V159H59V161H60V162L58 161V165H59V163H61V160H62L61 157L62 158L66 157V156H64V154H63V156H62V154L60 155V153H63V151L61 152L60 151L61 149H57L58 146L56 147V145H55L56 143L55 142H52L51 140H49V141H45L44 140V141H41V142H39L38 140L37 141L34 140L33 134H32ZM105 132L103 133V131H102L103 134L108 136L109 133H105ZM108 132H110V131H108ZM253 132H255V131H253ZM247 133H248V135H247ZM116 134H115V136H116ZM190 135H192V136L195 135V137L196 136L198 137V147H197L198 149H196L194 153L192 152L193 155L189 156V157L192 156L191 158L186 159L187 162L186 161H185V163L183 162L184 164L182 163V165H179L177 168H174L173 171H169V172H168V170L166 171L167 167L163 166L162 164H160V162L162 160H164L165 152H168V150H169V151H172V152L175 153L176 151L173 150V149L176 147V150H177V145L179 147L180 143H181V145L187 144V138L186 137L190 136ZM256 135H255V138L259 137V136L256 137ZM154 136L156 138H158V139L161 137L160 139L164 140V143L166 145L162 141L158 142V139H157L158 143L154 144L155 143L154 140L156 139V138L154 139ZM216 137H215V140H216ZM209 138H211V139H209ZM219 138H221V137H219ZM223 138H224V136H223ZM226 138L224 140H226ZM124 139L126 140V138H124ZM188 139H189V137H188ZM229 139L226 141V142L229 143V145L227 143V147L228 148L226 149V147H225V149L228 150V149L231 148V150H233V148L230 147V143L232 142L231 137H229ZM244 139H246V140H244ZM217 140H219V139H217ZM252 141H254L253 138H252ZM235 142H233V143H235ZM141 143L144 144L143 142H141ZM161 143H163V145H165V146L161 145ZM249 143H251V142L249 141ZM2 145H4V143ZM132 145H134V144H132ZM216 145H217V143H216ZM223 145H224V143H223ZM246 145H245L246 148H248V146H250V145H248V146H246ZM255 146L258 147L257 145H255ZM7 147H8V145H7ZM138 147H140V146H138ZM245 147H243V149ZM133 148H134V146H133ZM220 148H222V146ZM241 149H242V147H241ZM138 150H140V149L138 148ZM136 151H137V147H136ZM234 151H236V150L234 149ZM243 151H245V150H243ZM128 152H130V151H128ZM237 152H239V150ZM254 152L257 153V151H254ZM131 153L133 155H131ZM230 153L233 154L234 152L230 151ZM134 154L135 153L130 152V156H132V158L135 157L136 154H140V153H136L135 155ZM141 154L143 155V153H141ZM227 155H228V153H227ZM227 155H226V157H229ZM239 155L240 154H238L237 156H239ZM243 155H244V153H243ZM137 156L140 157L141 155H137ZM248 156L249 155H247L246 157H248ZM67 157H68V155H67ZM230 157H231V154H230ZM48 159L49 158H47V161H48ZM57 159H56L55 162H57ZM68 159L69 158H66L65 161L68 160ZM133 159L136 160L137 158L135 157ZM245 159L246 158L241 159V160H245ZM128 160L129 159H127V161ZM224 160H225V158H224ZM230 160H234V157L232 159H230ZM241 160H240V163L242 162ZM251 160H253V159H251ZM52 161H54V160H52ZM68 161H71V159L68 160ZM114 161H115V159H114ZM258 161H256V162H258ZM50 162H51V160H49L47 165ZM129 162H130V160H129ZM132 162L134 163V161H131V163ZM219 162H221V163H219ZM236 162H237V160H236ZM247 162H248V160L246 162H243L245 164L244 166H246L247 168L246 167L244 168L243 164H240L242 166V168L240 167V165H238V167H236V169L239 168V170H237L238 172H235V171L234 172L236 174H239V175L245 172V174L247 175V178L249 179V177H250L252 183L255 186L262 185V187L264 188V186H263L264 185V170H263L264 168L260 166V163H258V165L255 164L256 166L254 165L255 166V168H254V166L251 165V164L250 165L249 164L246 165ZM115 164L116 163H114V165ZM97 165H95V166H97ZM43 166L44 165H42V163L41 164H38V163L36 164L37 176L42 174V167ZM75 166L76 165H74V168H75ZM110 166H111V163H110ZM132 166H134V165H132ZM230 166H232V165H230ZM248 166L250 168H248ZM60 167H61V164H60ZM70 168H71V166H70ZM77 168H78V165H77ZM99 168H101V170L105 169V168L102 169L101 166ZM108 168H110L109 164H108ZM240 169H242L244 171L241 170V173H239ZM87 171H89V170H86L84 172H87ZM74 173H76V172H74ZM88 173H90V172H88ZM71 174H73V173H71ZM62 175H61V177H63L65 174L63 176ZM90 175H91V173H90ZM240 176H242V175H240ZM92 178H95V177H92ZM98 178L100 179L101 177L99 176ZM178 178H179V181L181 180L180 178H182V179L189 180L190 183L192 182L193 186L191 184V187H189V188H191V190H194V191L190 190L192 192L191 193L192 197L190 196L191 197L190 199L192 201H194V204H195L194 206H196V204H198L199 208L201 207L200 205L203 203L202 206L203 205L204 206L201 207L202 211H201V208L199 210H200L201 213L202 212H204V213L200 214V216L202 218L199 215H198V217H200L202 219L201 222L203 221V219L205 217H206V219L208 217H210L209 218L210 221L207 222L209 226H204L203 227V224L207 225L204 221H203L204 223H201V222L198 223L199 220L198 221H194L193 219H191V217H188L185 214H183L185 211L182 213L181 210H183L182 208H184V207L179 206L180 208L177 207V209H175V207H170L169 204H167L165 202V200H168V197H170V196L167 197V195H168V191L170 189L169 186L171 185L172 180L173 179H177L178 180ZM46 180H45V182H44V179L42 181L43 184H44V191H45V189L48 188V185H47L48 181H46ZM78 180H80V178ZM90 180H91V178H90ZM104 180H105V178H104ZM207 180H209L210 183L206 184ZM241 180H243V179H241ZM62 181H63V179H62ZM75 181H76V179L74 180V182ZM127 181H128V184H127L128 186L126 185ZM232 181H234V180H232ZM94 182H96V181H94ZM235 182H234V184H235ZM58 183L60 185V182H58ZM76 183L79 184L78 182H75V184L74 183H72V184L77 185ZM103 183H105V182H103ZM103 183H102V185H103ZM176 183H177V181H176ZM228 183H229V185H228ZM243 183H245V182H243ZM61 184H63V182ZM234 184L232 183V185H234ZM238 184H240L239 181H238ZM69 185H70V182H69ZM88 185H89V183H88ZM130 185H132V186L130 187ZM172 185H173V183H172ZM180 185H182V184L180 183ZM180 185H178V186H180ZM116 186L113 189H111L112 187H110L109 189L114 191V189H117ZM124 186H126L125 189L123 188ZM244 186H245V184H244ZM72 187H73V185H71V187L69 189H71ZM77 187H78V185H77ZM90 187H92V186H90ZM180 187H183V185L180 186ZM251 187H253V186H251ZM84 188L85 187H83L82 189H84ZM102 188L108 189V185H107V187H102ZM126 188H127V190H126ZM230 188H232V186ZM242 188H244V187L241 185V190H242ZM78 189H80V188L78 187ZM72 190H71V192H72ZM119 190H120V188H119ZM121 190H120V193L124 194L122 196H125V193L121 192ZM74 191H76L75 188H74ZM88 191H90V190H88ZM115 191L117 192V190H115ZM170 191H171V189H170ZM229 191H230V189H229ZM106 192H107V190H106ZM109 192L110 191H108V193ZM237 192H238V194H240L239 189H238ZM105 193H103V194L105 195ZM231 193L233 194V192H231ZM242 193L243 192H241V194ZM71 194L75 195L73 193H71ZM112 194L115 195L114 192H112ZM238 194H237V196L236 195L235 196L239 198ZM72 195H71V197H72ZM120 195L121 194H119V196ZM242 195H246V194H242ZM91 196H92V194H91ZM95 196H96V194H95ZM122 196H121V198H122ZM194 196H198L197 197L198 199L196 200ZM205 196H206V198H205ZM106 197H107V195H106ZM147 197L148 198L150 197V199H148ZM216 197H218V196L216 195ZM59 198H61V196ZM69 198H68V200H69ZM75 198H72V201L73 200L75 201ZM84 198H85V196H84ZM99 198H98V200H99ZM101 198H103V197H101ZM121 198H120V200H121ZM134 198L135 199L139 198V200H135ZM211 198H213V196ZM238 198H236V199H238ZM243 198H244V196H243ZM92 199H93V197H92ZM108 199H110V197H108ZM65 200H66V198H65ZM87 200H88V198H87ZM101 200H103V199H101ZM72 201L70 200V202H72ZM169 201H171L170 198H169ZM192 201H190V203H192ZM197 201H198V203H197ZM8 202H7V204H8ZM76 202H77V200H76ZM119 202H121V201H119ZM256 202H257V200H256ZM10 203H9V205H10ZM99 204H101L100 200H99ZM255 204L257 205L258 203H255ZM14 205H16V206H14ZM24 205L27 206V208L24 207ZM62 205H64V204H62ZM71 205H72V203H71ZM73 205H74V207H76L75 204H73ZM104 205H106V203ZM205 205H210L211 208L208 210L209 207L207 206V208H206ZM236 205H238V202H237ZM242 205H243V203H242ZM242 205H240V206H242ZM248 205H250V204H248ZM253 205H254V202H253ZM81 206H82V203H81ZM81 206L77 207V209H79ZM175 206H177V204ZM191 206L193 207V205H191ZM245 206H246L247 209L249 208V207H247V205H245ZM251 206H252V203H251ZM251 206H250V208L254 209ZM17 207H19L20 209L17 208ZM64 207H65V205H64ZM235 207H237V206H235ZM238 207H239V205H238ZM254 207H256V206H254ZM259 207H261V205L258 206V208L257 207L256 208L259 209ZM105 208L102 207V209H105ZM204 208H206V210ZM256 208H255V210H257ZM30 209L32 211H30ZM58 209H61V208H58ZM70 209H72V208H70ZM77 209H76V212H78ZM81 209H83V207H81ZM100 209H101V207H100ZM179 209H181V210H179ZM239 209H241V207ZM239 209L237 208L236 211L239 210ZM4 210H3V212H4ZM90 210H93V209H90ZM85 211H86V209H85ZM99 211L100 210L98 209V212ZM198 211H196V212H198ZM244 211L245 210H243V213H244ZM10 212H11V215H12L13 214L12 211H10ZM65 212H67V209H66ZM73 212L75 213V211H73ZM205 212H208V213H205ZM231 212L233 214H231ZM249 212L250 211H248L247 213H249ZM1 213H2V211H1ZM61 213L64 214V211L63 212L61 211ZM236 213L238 214L240 212H236ZM244 214H246V212ZM251 214H252V212H251ZM9 215H10V213H9ZM36 215H37V213H36ZM110 215H111V213H110ZM203 215H207L208 217L207 216L203 217ZM232 215L235 216V218ZM0 216H2V215L0 214ZM64 216H65V214H64ZM242 216H245L246 219L242 218ZM76 218H79V217H76ZM96 218H97V216H96ZM107 218L109 219L110 217L108 216ZM8 219L10 220L9 217H8ZM61 219H62V217H61ZM105 219H102V220L99 219L98 223H102V221L105 220ZM15 220L16 219H14V221ZM90 220H88V221H90ZM211 220L214 222V225L212 224ZM250 220H251V218H250ZM2 221H4V220H2ZM14 221H12V222H14ZM71 221H72V219H71ZM96 221H97V219H96ZM234 221L236 223L238 222L237 223L238 226L236 225V223ZM248 221H249V218L247 220V223H250V221L249 222ZM6 222L8 224V221H6V218H5L4 223H6ZM215 223H216V226H215ZM62 224H60V225H62ZM218 224H219V227H218ZM11 225H12V223H11ZM79 225H81V222H80V224H78L76 222V223H73L68 230L66 229L68 231V232H66L67 237L70 236L72 231H74L75 228L77 226H79ZM211 225L216 227V228L218 227L217 230L220 233L218 234V232H216L217 231L216 228H215V230H216L215 232H214V230L212 231V226ZM233 225H235L236 227L235 226L231 227ZM0 226H1V223H0ZM7 227H8V225H7ZM238 227H240V228H238ZM57 228H55V229H57ZM230 228H235V229H231L232 230L231 231ZM254 228L255 227H252V229H254ZM230 231L232 233L235 232V231L236 232H235V234L233 233L234 235L232 236ZM237 232L241 235V237L239 235H237L238 234ZM249 233H250V230H249ZM236 235L239 236L240 239H242V236L246 237V238L244 237V239H243V244L244 245H245V242H247L246 245H245L246 248H244V245L242 243L238 242L239 241V237L237 238L238 241L235 238H233V237H236ZM251 238H253V237H251ZM240 242H242V240ZM252 245H253V243H252ZM2 249L3 250L6 249L4 251H1V255H2V253L5 254V255H2V257L5 259V257H7L8 254H9L11 257H9V256L8 257L12 259L10 261H12L13 264H17L18 261H16V259H15V258H17L15 256V253H12L13 251L9 252L7 247H5V246ZM12 249L13 248L11 247V250ZM61 250H63V249H61ZM248 250H249V248H248ZM6 253H8V254H6ZM66 253H67V251H66ZM78 253H80V251L77 252V255H78ZM83 253H82V250H81V254L82 255H83ZM73 254H75V253H73ZM86 254L87 253H85L84 255H86ZM94 254H95V252L94 253L92 252L91 254H87L89 256L88 257L89 260L88 259L86 260V258L84 259V260L88 261L87 264H100L98 262V260L94 257ZM77 255H73L72 257L70 256L68 261L66 260L65 264H71L73 258L76 259L77 257H81L82 256V255L80 256V254L78 256ZM29 256H30L29 259L26 258V257L25 258L27 260H31V258L34 259L33 257H31L33 255L29 254ZM2 257L0 259L1 263H2V261L6 262L7 260H3ZM256 257H254V258H256ZM26 259H24L22 261L24 262V261H26ZM5 262H3L2 264H8L7 262L6 263ZM26 262H30V261H26ZM9 263H11V262H9ZM19 264H21V263H19ZM28 264H32V263H28Z\"/></svg>", "mask_w": 264, "mask_h": 264}, {"label": "built area", "instance_id": "2783aa9c", "mask_svg": "<svg viewBox=\"0 0 264 264\" xmlns=\"http://www.w3.org/2000/svg\"><path fill=\"white\" fill-rule=\"evenodd\" d=\"M2 143L0 142V173L3 170V156ZM40 187V183L35 176L34 159L32 152H25L18 158L17 167V192L20 196L30 197L34 196Z\"/></svg>", "mask_w": 264, "mask_h": 264}, {"label": "water", "instance_id": "95a60500", "mask_svg": "<svg viewBox=\"0 0 264 264\" xmlns=\"http://www.w3.org/2000/svg\"><path fill=\"white\" fill-rule=\"evenodd\" d=\"M232 1L237 3L244 10H246L259 23V25L264 29V21L260 18V16L254 10H252L248 5H246L241 0H232ZM112 222H113V219L111 218L108 220H103L102 223L97 222L92 226H89L87 224L83 227L75 229L73 231L72 235L70 236V238L68 239V242H67L66 246L64 247V250L71 248L74 245V243H76L77 241H79L82 238L85 240L95 238L94 236H96L99 232L103 231L108 226H110L112 224ZM58 258H59V255H55V256L51 257L49 260L44 261L41 264H62L63 262H61V261L59 262Z\"/></svg>", "mask_w": 264, "mask_h": 264}]
</instances>
